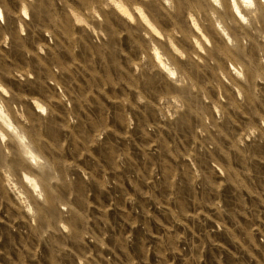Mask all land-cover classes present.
Returning a JSON list of instances; mask_svg holds the SVG:
<instances>
[{
    "label": "clouds",
    "instance_id": "obj_1",
    "mask_svg": "<svg viewBox=\"0 0 264 264\" xmlns=\"http://www.w3.org/2000/svg\"><path fill=\"white\" fill-rule=\"evenodd\" d=\"M0 264H264V0H0Z\"/></svg>",
    "mask_w": 264,
    "mask_h": 264
}]
</instances>
